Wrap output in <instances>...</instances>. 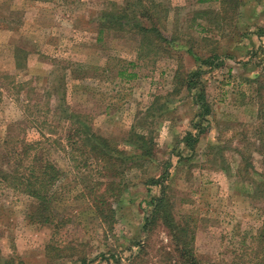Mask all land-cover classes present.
<instances>
[{
  "label": "rangeland",
  "instance_id": "1",
  "mask_svg": "<svg viewBox=\"0 0 264 264\" xmlns=\"http://www.w3.org/2000/svg\"><path fill=\"white\" fill-rule=\"evenodd\" d=\"M154 2L166 11L159 26L169 43L142 58L136 26L151 23L141 18L140 0H0V170L8 166L1 154L16 161V147L39 141L64 171L58 192L64 223L55 228L27 218L33 199L0 178L1 264L54 263L49 244L63 248L56 261L63 264H81L79 257L130 264L144 246L134 264H162L164 250L173 252L169 235L158 226L149 239L143 228L161 188L145 183L169 163L168 195L176 219L196 227L202 264H231L248 252L264 214V188L255 183V172H264L263 135L256 133L264 127L258 95L264 92V0ZM127 5L135 14L127 12L132 23L123 27L117 16ZM214 54L221 65L202 61ZM122 70L127 74L119 75ZM197 70L204 72L211 113L193 155L184 137L200 119L197 89L180 84ZM69 113L87 116L81 126L129 153L137 151L131 134L153 132L152 164L124 169L116 179L112 224L96 216L86 189L98 172L75 170L56 147L55 139L71 128ZM243 156L251 162L244 175Z\"/></svg>",
  "mask_w": 264,
  "mask_h": 264
},
{
  "label": "trees",
  "instance_id": "2",
  "mask_svg": "<svg viewBox=\"0 0 264 264\" xmlns=\"http://www.w3.org/2000/svg\"><path fill=\"white\" fill-rule=\"evenodd\" d=\"M140 3L144 8L141 18L151 23L150 27L135 25L139 29V35L141 36L139 56L144 58L143 56L157 53L164 47V43H169V40L163 36L159 26L160 20L163 18L162 11L164 13L166 11L162 10V7L156 4L154 0H140ZM127 6L122 8V12H119L120 14L117 16L119 20H124L123 22H119L123 27L129 26L132 23V19L128 14L130 13L129 5ZM130 14L135 13L132 12ZM121 25L120 27H122ZM100 32H103V30ZM260 36L264 37V29L260 30ZM221 58L222 56L214 54L202 61L218 66L222 64ZM179 69L175 72L177 80L180 79ZM203 73L202 70L187 72L186 78H183L184 80L180 84H185V87L189 91L197 89L194 99L200 107V119L198 122L194 121L192 124L194 132H188L184 137V142L193 155L196 154L197 145L201 136L205 133L202 123L207 115L211 113V107L206 100L205 89L200 82V77ZM124 74H127L126 70L119 72V75L123 76ZM134 76V74H129L127 78ZM199 87L201 88L199 89ZM260 90L258 91V95L263 99L262 93L264 92ZM260 111H264V104H262V110ZM86 117L69 113L66 119L70 122L71 128L67 131L64 138L58 136L55 139V143H57L56 147L59 151L67 156L70 162L72 161V167L75 170L80 171L84 169L89 171V173L93 171L98 172L100 179L91 180L89 184L86 183V189L89 192L88 196L92 199L91 202L95 208L96 216L102 221H109L112 224L116 210L109 202V197L116 198L120 193V186L116 182V179L123 175L124 169H140L145 168L148 164H152L156 143L154 142L153 132L131 134L130 143L137 151L129 153L126 150H121L109 138L94 132L90 126H81L80 124L84 121L82 118ZM52 129L50 133L56 134L55 128ZM256 133L258 136L263 135V148L260 152L264 157V127H260L259 125ZM48 140L51 141L50 138H47ZM42 144V142L33 141L25 142L19 148L16 147V156H14L16 157V161L13 162H11L12 159L9 158V154L8 156L7 154H1V157L6 159L8 166L0 170V178L8 187L16 189L33 199V205L27 214V218L31 220L37 219L34 221L39 225L55 228L57 225L64 223L60 224L61 222L58 219V205L60 202L58 194L60 190L59 183L62 181L64 171L47 155L49 151ZM214 154L217 155L218 153L214 152ZM243 157L242 173L244 175L249 174L248 167L251 162L247 157ZM93 165L98 166L97 169H90ZM171 167L172 163H169L159 177L148 178L145 183L148 186H159L161 188V195L152 199V210L150 215L146 217L143 228L149 239L158 226H162L169 235L173 252L164 250L163 257H161L162 264H202L195 249L196 227L192 226L190 219L186 221L176 219L173 204L168 195L165 183L170 177L169 169ZM255 175V183L258 187L264 188V172L260 173L256 171ZM261 193L264 195L263 192ZM46 248L48 252L56 253L50 256L52 262H54L51 264H63L56 262L64 257L62 254L63 248L51 247L50 244ZM143 251H145V246L141 248L137 255L132 256L130 264H134L137 259H140ZM247 251L243 250V254L236 255L231 264H264V214L262 226ZM77 260L81 264H90V260L87 258L79 257ZM115 262L117 264H124L121 260H116Z\"/></svg>",
  "mask_w": 264,
  "mask_h": 264
}]
</instances>
